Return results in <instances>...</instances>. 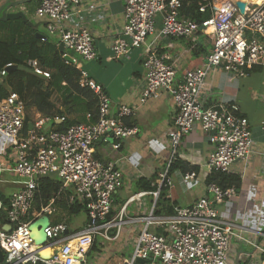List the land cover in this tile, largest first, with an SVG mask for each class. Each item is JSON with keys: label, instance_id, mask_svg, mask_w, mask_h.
<instances>
[{"label": "built area", "instance_id": "obj_1", "mask_svg": "<svg viewBox=\"0 0 264 264\" xmlns=\"http://www.w3.org/2000/svg\"><path fill=\"white\" fill-rule=\"evenodd\" d=\"M81 1L39 0L35 10L37 17L46 20L45 36L54 37L57 45L64 47L63 56L69 54L71 63H77V59L68 49L84 60L96 57L90 32L73 24ZM234 1L212 0L201 5L199 10L208 8L211 16L199 24L179 15V0H125L123 30L111 46L114 58L129 59L132 51L154 34L157 16L161 21L160 36L191 38L196 31L204 29L213 35L212 48L205 56L204 65L188 69L180 78L176 77V68L166 55L148 48L142 60L145 84L139 99L140 103L156 99L162 91L173 99L176 110L169 132L172 154L181 138L194 128L199 127L207 134L212 146L206 162L208 174L230 173L235 161L248 159L253 145L248 120L240 114L233 98L222 97L208 106L201 101L202 87L211 69L219 68L226 76L238 78L245 76L253 66H264V0H243V13ZM28 63L35 73L49 77L39 69L36 60ZM3 74L5 70H1ZM80 84L95 93L97 117L93 122L74 123L64 131L47 130L50 119L42 116L33 118L29 122L31 128L23 134L25 109L21 98L10 92L0 99L1 148L13 152V164L7 168L0 165V169H8L20 178V187L10 195L7 208L0 212L4 219L0 222L4 264H84L95 238L113 240L120 233L125 206L111 218L107 216L113 211L115 193L123 186L122 169L116 160L96 157L95 145L109 143L118 150L120 141L136 132L124 120L135 114L136 107L120 105L112 113L108 94L82 69ZM54 120L61 122L64 117H54ZM260 129L264 136V119ZM172 157L158 174V190L139 192L127 203L146 192L156 201L160 186L173 187L172 177L167 173ZM50 174L70 191V203L85 208L88 222L76 232L69 230L65 218L49 222L44 228L46 243L40 248L57 250L44 257L37 252L29 225L43 214L50 216L57 212L54 199L39 211L31 212L38 179ZM180 177L182 183H187L195 179L196 173H180ZM206 190L210 197H200L186 206H174L169 215L155 214L154 203L150 213L142 218L144 226L131 254L123 258V264H228L232 238L250 245L264 257V241L246 238L247 230L242 225L218 213L217 205L235 197L237 189L210 182L206 183ZM112 229L115 232L110 235ZM251 231L264 240L263 231ZM259 264H264V258Z\"/></svg>", "mask_w": 264, "mask_h": 264}, {"label": "crops", "instance_id": "obj_2", "mask_svg": "<svg viewBox=\"0 0 264 264\" xmlns=\"http://www.w3.org/2000/svg\"><path fill=\"white\" fill-rule=\"evenodd\" d=\"M13 2L18 3L17 6L6 11H22L27 21L32 23L29 26L45 34L46 20L35 14L39 0H0V8ZM124 3L125 0H82L73 22L90 32L96 51V57L89 61L78 55L77 65L103 87L111 101V112L115 113L120 105L136 107L135 114L124 119L126 125L134 127L136 132L122 139L118 150H114L109 143L95 145L96 157L116 160L122 169L123 186L114 195L113 215L125 208L119 235L113 240L96 238L86 253L84 264H123V258L131 254L144 226L142 218L150 213L155 203L149 192L129 203L127 200L144 191L139 189V181L158 175L174 154L181 161L197 166L198 171L195 172V179L187 183H182L179 171L171 174L173 187L167 189V198L173 205L186 206L200 197L211 196L206 190V162L212 150L207 134L199 127L194 128L181 138L172 154L169 132L173 128L176 110L173 99L162 91L156 99H148L144 103L139 101L145 84L142 60L148 48H155L158 53L166 55L176 68V77L180 78L188 69L204 65L205 56L212 48L208 33L199 30L191 38L163 37L159 35L161 21L157 16L154 34L149 35L140 48L134 49L129 59L118 60L112 56L111 46L123 30ZM222 97L233 98L238 104L240 114L248 120L253 145L247 160H237L231 165L230 173L241 179L237 194L217 205V210L220 217L242 225L247 230L244 232L246 238L258 239L262 243L263 237H256L251 230L264 232V136L260 129L264 119V66H254L247 70L245 76L238 78L226 76L219 68L211 69L202 87L201 101L212 105ZM86 118L90 117L86 115ZM0 149L4 152V156L0 155V165L7 168L13 164V152L3 150L1 142ZM19 181L20 178L13 172L0 169V193L10 198L20 187ZM48 218L49 222L69 219V230L76 232L84 226L86 214L77 222L76 215L70 218L58 207L56 215ZM1 220L4 219L0 214V222H3ZM114 232V229L110 230V235ZM228 257V264H236L237 260L240 264H259L263 258L259 251L234 238L231 239ZM0 264H4V260Z\"/></svg>", "mask_w": 264, "mask_h": 264}, {"label": "trees", "instance_id": "obj_3", "mask_svg": "<svg viewBox=\"0 0 264 264\" xmlns=\"http://www.w3.org/2000/svg\"><path fill=\"white\" fill-rule=\"evenodd\" d=\"M210 1L212 0H179V15L201 24L211 16V11L208 8L200 11L199 8ZM35 32L20 17L0 19V99L10 92L17 93L21 98L25 109L23 134L29 130V122L35 117H48L50 121L46 127L49 128L46 129L56 131H64L74 123L95 121L97 97L91 89L80 84L81 68L77 63L64 59V52L60 51L54 37L46 35L42 40L35 36ZM208 37L212 44L213 35L208 33ZM30 60H36L39 69L47 72L49 77L35 73L28 63ZM7 64L13 67L8 69ZM1 70H5V74L1 75ZM86 115L90 118L87 119ZM54 117H64V120L56 122ZM176 171L183 174L197 172L198 167L181 161L174 154L167 173L171 175ZM157 177L155 174L149 180L139 181V189L157 191ZM210 182H216L223 188L233 186L238 189L241 186V179L233 173L211 172L206 177V183ZM37 183L32 213L54 199L56 207L61 208L70 218L81 211L86 214L82 205L69 202L70 191L62 186V182L54 174L40 177ZM8 203L9 198L0 193V212L7 208ZM173 208V203L167 198V187L160 186L154 213L169 215L173 213ZM112 214L113 211L107 218H111ZM87 222L86 215L84 225Z\"/></svg>", "mask_w": 264, "mask_h": 264}, {"label": "water", "instance_id": "obj_4", "mask_svg": "<svg viewBox=\"0 0 264 264\" xmlns=\"http://www.w3.org/2000/svg\"><path fill=\"white\" fill-rule=\"evenodd\" d=\"M21 2H24V0H21ZM236 7L239 9L241 13L244 12L245 8V2L243 0H235L234 1ZM18 3L13 2L9 4H5L0 8V19H9V18H18L20 17L23 19L25 22H27L28 25L32 26V23L27 21V18L25 14L22 11H15V12H7V8L17 6ZM204 32L207 33V30L204 29ZM35 36L40 38V39H45V34L41 32H36ZM261 38V37H260ZM60 51L64 52V47L62 45H59ZM66 61L72 62V57L69 54H66L63 56ZM13 66L11 65L9 68H12ZM31 123H29V128H31ZM49 224V218L47 215L43 214L36 218L34 221H32L29 225V230H30V236L33 240V243L37 245L38 248V253L41 256L47 257L43 252L46 250L44 248H40V246L44 245L46 243V235L44 233V228ZM4 260L3 252L0 249V263H2ZM236 264H240V262L237 260Z\"/></svg>", "mask_w": 264, "mask_h": 264}, {"label": "rangeland", "instance_id": "obj_5", "mask_svg": "<svg viewBox=\"0 0 264 264\" xmlns=\"http://www.w3.org/2000/svg\"><path fill=\"white\" fill-rule=\"evenodd\" d=\"M40 28H41L42 30L44 29L42 26H40ZM68 52H69L71 55H73L75 59L78 58V57H77L78 55H77L75 52H73L71 49H68ZM32 112H33V111H32ZM32 112H31V116H33V115H32ZM46 128H49V127L47 126ZM0 155L4 156V152H3L1 149H0ZM53 215L55 216L56 213L53 214ZM53 215H50V217L52 218ZM83 215H84V212L81 211L78 215H76L75 220H76L77 222L80 221V219L83 218ZM75 220H74V222H75ZM66 222H67V220H66ZM67 224H68V222H67ZM76 224H78V223H76ZM97 239L100 240L99 237H97ZM247 263H248V262H247Z\"/></svg>", "mask_w": 264, "mask_h": 264}, {"label": "bare ground", "instance_id": "obj_6", "mask_svg": "<svg viewBox=\"0 0 264 264\" xmlns=\"http://www.w3.org/2000/svg\"><path fill=\"white\" fill-rule=\"evenodd\" d=\"M225 1V0H224ZM246 1V0H244ZM252 2H255L256 0H251ZM245 10V8H244ZM57 249L56 248H53V249H46L43 253L46 255V256H49L50 254L54 253Z\"/></svg>", "mask_w": 264, "mask_h": 264}]
</instances>
